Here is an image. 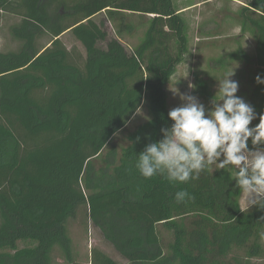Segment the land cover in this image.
<instances>
[{"label":"trees","instance_id":"1","mask_svg":"<svg viewBox=\"0 0 264 264\" xmlns=\"http://www.w3.org/2000/svg\"><path fill=\"white\" fill-rule=\"evenodd\" d=\"M101 13L118 37L132 31L129 15L148 17L142 39L127 50L98 23L85 72L63 64L61 54L43 55ZM0 14L18 20L9 32L19 42L0 51V264H52L55 248L65 264H77L68 224L79 216L129 264H261L264 208H240L234 171L210 167L199 179L175 183L159 174L146 179L136 168L146 145L173 123L165 87L190 50L188 26L172 0H0ZM235 14L237 38H252L253 55L238 46L211 59L208 69L248 67L241 96L257 114L254 127L264 114V84L255 79L264 78V0H249ZM203 74L194 75L193 93L208 103L207 113L218 97L215 77ZM131 79L141 85L125 99ZM140 101L148 119L118 141ZM75 109L82 110L80 121ZM181 190L189 197L177 202ZM155 204L159 223L150 239V222L126 208ZM90 264L118 263L94 250Z\"/></svg>","mask_w":264,"mask_h":264},{"label":"rangeland","instance_id":"2","mask_svg":"<svg viewBox=\"0 0 264 264\" xmlns=\"http://www.w3.org/2000/svg\"><path fill=\"white\" fill-rule=\"evenodd\" d=\"M249 0H172L176 9H180L182 18L188 26L189 37V53L184 60L177 66L176 72L171 76L166 85L167 106L168 110L182 106L183 101L181 95L195 96L200 103L208 108V103H205L198 94H194L195 82L194 75L197 72H203L201 76L205 80H209L211 76L215 77L212 83V93L217 94L218 81L223 78V73H214L209 71L208 65L210 60L219 56H225L234 51L238 46L250 56L253 55L254 42L248 35L238 39L239 27L235 22L236 11L240 6L248 3ZM17 19L10 16L0 14V51L16 50L19 47V42L15 41L10 35L9 28L16 24ZM127 22L132 26V31L129 34H123L118 37L112 23L106 20L104 13L99 14L94 19L86 21L73 29L71 32L63 35L56 41H53L45 51L44 56L50 54H61L63 64H71L80 67L84 72L86 70V53L92 45L94 38L99 33L98 23H103L109 37L117 38L127 50L133 48L141 39L146 29L148 17H140L129 15ZM218 33L220 36H212V33ZM46 40L43 39L41 45H45ZM236 67V68H235ZM235 68V75L231 79L239 84L237 96L243 98L241 93L245 89V78L248 73V67L240 63H231L226 72H231ZM223 74V76H221ZM89 82L88 80H86ZM141 85L140 80L131 79L126 83L124 93L125 99L131 96L136 89ZM192 86V87H190ZM218 97V96H217ZM244 100V98H243ZM212 106V102H211ZM140 112L137 113V109ZM75 116L78 121L83 117L81 109H75ZM148 119V113L142 101L136 104L132 113L126 116L124 120V132H121L117 140L121 139L124 134L132 130L136 125ZM118 196L101 200L94 203V206H103L110 201H114ZM156 204L160 203V198L157 196ZM246 196L242 194L240 200V208H247ZM156 204L149 207H127L126 210L133 216H138L147 219L150 222V239H154V229L158 225L159 216L157 213ZM69 235L72 240L74 256L77 264H90L91 253L94 250L100 251L118 264H129L128 260L122 259L113 249L107 244L100 232L94 228L90 222L85 223L83 217L79 216L75 221L68 224ZM163 236L169 238L168 232L162 227L160 228ZM52 264H65L61 254L55 248L51 254ZM264 264V260L261 262Z\"/></svg>","mask_w":264,"mask_h":264},{"label":"clouds","instance_id":"3","mask_svg":"<svg viewBox=\"0 0 264 264\" xmlns=\"http://www.w3.org/2000/svg\"><path fill=\"white\" fill-rule=\"evenodd\" d=\"M235 68L217 80L214 98L218 99H213L211 111L206 113L195 96L181 95L182 106L168 113L171 127L161 129V140L146 145L136 168L146 179L159 174L175 183L199 179L210 167L229 168L234 171L237 188L247 198V208H264V114L256 126L250 127L257 114L237 96L239 84L231 79ZM255 79L257 84H264L260 75ZM186 197V190L175 194L177 202Z\"/></svg>","mask_w":264,"mask_h":264}]
</instances>
